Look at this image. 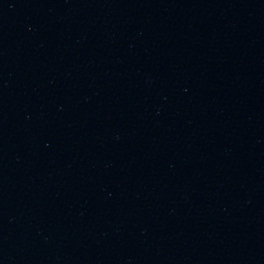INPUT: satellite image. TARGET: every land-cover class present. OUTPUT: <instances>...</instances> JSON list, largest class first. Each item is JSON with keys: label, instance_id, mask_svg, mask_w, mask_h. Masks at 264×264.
<instances>
[{"label": "water", "instance_id": "water-1", "mask_svg": "<svg viewBox=\"0 0 264 264\" xmlns=\"http://www.w3.org/2000/svg\"><path fill=\"white\" fill-rule=\"evenodd\" d=\"M125 264H264V0H169Z\"/></svg>", "mask_w": 264, "mask_h": 264}]
</instances>
